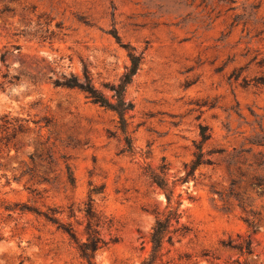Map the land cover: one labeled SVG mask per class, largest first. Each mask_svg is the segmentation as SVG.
Instances as JSON below:
<instances>
[{"label": "rangeland", "instance_id": "obj_1", "mask_svg": "<svg viewBox=\"0 0 264 264\" xmlns=\"http://www.w3.org/2000/svg\"><path fill=\"white\" fill-rule=\"evenodd\" d=\"M112 32L141 56L126 133L114 110L58 84L87 69L110 97L130 65ZM202 126L204 163L184 180ZM262 133L264 0H0V264H86L65 228L85 240L89 208L96 263L139 264L167 202L148 170L182 198L157 264H264V193L249 186L264 177ZM230 178L248 188L255 231L209 189ZM48 207L61 225L28 209Z\"/></svg>", "mask_w": 264, "mask_h": 264}, {"label": "trees", "instance_id": "obj_2", "mask_svg": "<svg viewBox=\"0 0 264 264\" xmlns=\"http://www.w3.org/2000/svg\"><path fill=\"white\" fill-rule=\"evenodd\" d=\"M117 41L121 43L123 47L126 48L127 54L130 59V65L128 66L126 72L124 73L121 81L118 84H112L111 89L113 90L111 96H107L99 87L94 83L93 76L91 73L84 69L83 76L80 77L75 73H71L69 76H65V80L58 82V84L78 88L85 93L93 102L98 103L102 106L114 110L120 121L121 129L126 133V117L125 113L132 109L133 103L130 100H127L125 97L126 87L128 83L132 81L133 75L137 72L141 64V56L137 54L134 46L129 43H123L120 40L119 35L116 32H112ZM8 49H5L1 53V60L3 63H6V52ZM211 137L210 133L205 131V126H202L201 130V140L196 145V152L194 153V158L191 160L190 164H186L185 167H188L184 180H188L190 177H194L195 169L201 164L204 163L203 160V143ZM252 143L262 146L263 149L258 150L254 153L256 157V164L258 166H264V133L257 135ZM127 143L129 144V139L127 138ZM130 145V144H129ZM236 155H229L227 157V166L228 169L230 164L235 161ZM166 167H161V173L164 172ZM149 169V168H148ZM149 176L153 181L164 191L167 202L162 210L155 211V222L151 228L149 235L150 250L149 253L144 256L139 264H157L163 256V245L165 241H169L172 237V234L177 231V228H173V223H179V218L181 216L180 205L182 203L181 193H175L174 186L170 185L168 180L159 172L154 170H148ZM249 186L257 191L258 193H264V177L260 175H253L249 181ZM211 192H217L219 195L224 198L227 202L232 200L236 201L237 204L247 213L244 217V220L247 222L248 226L255 231L257 229L255 215L257 212L253 211L252 208H248L251 203L249 202L248 188L240 185V182L237 178H230L228 186L224 189V192L217 190L213 184L209 185ZM259 189V190H258ZM1 198V197H0ZM0 201H2L0 199ZM6 210L17 209L18 204H3ZM16 205V206H14ZM23 211V208H20ZM31 211H35L38 214L43 215L47 220H50L54 223H59L55 213L58 211L53 207H48L47 210H37L35 208H28ZM88 215V224L86 226V239L79 240L76 233L69 229L65 228L69 233L71 238L75 241L78 252L80 256L85 260L86 264H97L96 263V252L99 248L104 245V241L98 234L97 220L95 213L91 208L87 210ZM247 247V246H246ZM241 249H245V246L241 245Z\"/></svg>", "mask_w": 264, "mask_h": 264}]
</instances>
